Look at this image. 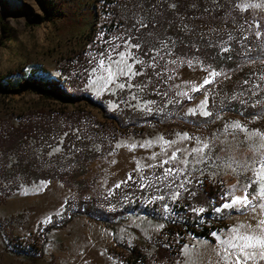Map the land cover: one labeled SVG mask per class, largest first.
Masks as SVG:
<instances>
[{"label":"rangeland","instance_id":"obj_1","mask_svg":"<svg viewBox=\"0 0 264 264\" xmlns=\"http://www.w3.org/2000/svg\"><path fill=\"white\" fill-rule=\"evenodd\" d=\"M66 1L72 7V13L69 15L61 14L58 6L53 7V13L48 12L45 6L50 0H43L45 5L40 0H0V83L5 84L8 76L12 82L22 85V81L31 71H37L46 78L62 77L66 79L69 87L79 86L98 98L105 94L116 96L121 89H114L110 85L104 90L99 88V85L89 86L88 81L96 79L98 75L92 74L91 68L96 65L100 58L99 54L104 50L111 51L115 45H121L117 52H127L128 49L123 45L129 38L122 37L126 34L123 31L116 30L111 33L107 31L106 25H103L105 21L110 20L107 0ZM255 2L257 0H236V5L248 13L250 32L255 35L259 33L257 37H253L255 42H257L255 38H258L263 47L259 54L252 56L247 53L239 66L229 70L216 69L211 65L203 64L195 57L171 58L165 65L158 62L171 77L169 94L173 97L177 96L179 101L188 99L186 96L177 95L181 91L187 92L188 96L192 97L185 105V113L196 107L205 95L209 101L210 95L216 92L215 106L211 109L210 101L208 103V110L213 113L209 124L189 126L181 130H178V125L172 124L155 128L152 134L120 137L109 152L89 164L85 174L88 178L86 185L89 184L86 195L98 198L97 202L100 205L113 208L128 198L137 197L135 190L132 189L133 183H136L139 188L144 189V192L138 195H143L147 202L158 201L159 212H165L164 205L168 206V211L165 213L172 212V202L176 200L188 198L190 201L192 195L190 196L184 189H176L175 184L165 187V184L171 183V177L168 181L156 179V176L162 173V169L147 167L149 163L155 164L159 159L166 158L160 156L157 160H152L153 153L166 151L170 155L176 147L190 148L195 143L194 140L173 146L157 143L160 137L165 140H176L177 133H188L190 137H199L208 142L211 145L210 154L215 160V163L209 160L206 163L195 164L192 158L188 157L189 165L186 171L180 174V179H184L185 175L191 179L192 182L186 185L191 191L198 193L196 190L205 176L222 183L226 192L238 181L240 184L246 182L244 175L237 174L239 170L232 172L223 162L228 158L238 161L245 159L251 161L254 156L258 158L250 147L253 142L245 141L243 134L239 132L235 136L226 134L223 132V127L225 124L239 121L249 131L259 129L264 132V80L261 79V76H264V10L244 7L246 3ZM218 3H220L218 0H208L207 4L210 6L208 11H216ZM56 9L58 11H55ZM213 29L217 30L215 27ZM196 30L204 32V28L201 27ZM129 43L136 44L131 39ZM136 50V48L131 49L134 56L128 61L134 64V71H136V59L142 60L144 64V59ZM165 50L166 42H160L158 51L163 53ZM111 54L113 57L116 56V52ZM173 60L175 63H172ZM187 61L192 62L191 67ZM149 64L154 65L155 62L149 61ZM205 69L220 73L213 78V87L205 86L200 91H191L189 82L199 83L205 76ZM125 79L121 77L116 83L124 82ZM229 79L233 81L232 91L231 86L223 84V81ZM245 80L249 81L247 85L243 83ZM131 83L135 87L129 89V101L123 98L121 101L129 102L127 104L145 111L152 109V102L143 98L141 87L134 84L132 79ZM256 85L260 87L256 88ZM237 100L240 101L239 112L235 109ZM121 101L113 97L106 99L105 103L109 109H115ZM42 106L73 108L75 104L43 97L31 86L15 92L0 87V123L8 121L16 123L19 120L18 114ZM93 111L97 112L96 109ZM172 130H175V133L167 136L166 132ZM147 141H153L151 147L147 146ZM131 144H136L137 147L129 148L128 145ZM141 144L145 146L140 147ZM60 150L61 146L57 144L49 153L54 154ZM183 155L181 154V158ZM217 157L219 159H216ZM173 163L177 167L180 166L178 161ZM128 175L133 177L127 181L131 183H122L121 186L125 184V188L116 191L115 185L125 180ZM175 191H179L180 195L173 199L172 194ZM75 192L70 185L58 178L53 180L43 178L31 183L21 182L0 204V217L3 219L0 223V264H128L129 249L126 244L139 245L149 258L150 264H173L170 260H158L155 255L156 236L164 229L165 220L155 219L145 213H131L126 219L114 225H108L87 214H78L65 225L55 227L48 232L44 253L36 261L11 251V238L32 237L40 226L47 225L55 217L61 220L67 209L73 210ZM237 194L241 193L237 192ZM159 196H164V199H154ZM188 206L191 210L193 207L197 209L204 207L205 210L208 208L206 203L191 202ZM247 219L248 217L239 215L234 210H223L222 213L211 215L207 219V224H216L211 233L221 234L226 233L234 224L245 222ZM159 225H163V228ZM216 243V239L211 234L204 236L187 231L182 237L181 255L175 262L186 264L185 252L190 251L195 264H216L218 259L214 251ZM185 245L188 246L187 249L184 248Z\"/></svg>","mask_w":264,"mask_h":264},{"label":"trees","instance_id":"obj_2","mask_svg":"<svg viewBox=\"0 0 264 264\" xmlns=\"http://www.w3.org/2000/svg\"><path fill=\"white\" fill-rule=\"evenodd\" d=\"M40 1L45 5L43 0ZM207 1L107 0L110 20L103 23L107 31H123L126 33L123 38H131L140 45L136 51L144 59V64H136V71L143 72V75L133 77L132 82L141 87L143 98L152 102L151 111L127 104L129 102L123 103L122 98L125 101L130 99L128 88L119 90L116 96L105 94L98 98L79 86L69 87L62 77L46 78L37 71H31L22 85L12 82L8 76L5 84L0 83L1 88L14 92L31 86L43 97L75 104L73 108L42 106L30 109L18 114L16 123H0V204L21 182L31 183L43 178H58L76 191L73 210L67 209L61 220L55 217L52 222L40 226L32 237L11 238V251L36 261L44 253L48 232L65 225L78 214H87L108 225L126 219L131 213L164 219L165 227L156 236L155 255L158 260H170L173 264H178L175 260L181 255V241L187 231L210 236L216 224H207V219L217 214L212 211L210 201L219 206L224 202L220 197L226 193L218 180L205 176L196 190L198 193L190 195V201L188 198L176 200L172 202V212L165 213L158 211L157 200L147 202L143 195H138L144 189L136 183L132 189L137 197L128 198L113 208L100 205L98 198L86 195L89 184L86 185L88 178L85 176L89 164L109 152L120 137L152 134L155 128L172 124L178 125V130L209 124L211 116L204 117L200 113L186 115L185 105L189 100L179 101L177 96L169 94L170 76L158 62L165 65L171 58L195 57L216 69L229 70L239 66L247 53L254 56L262 51L258 38H255L257 42L253 40L257 35L250 32L248 13L236 5V0H218L216 11H208ZM67 2L50 0V5L45 7L50 12L58 6L61 14L69 15L72 7ZM199 27L204 28V32L196 30ZM160 42H166L163 53L158 51ZM153 56L155 60L151 59ZM149 61L155 64H149ZM228 81H223V84L234 90L232 79ZM213 84L214 81L207 86L213 87ZM215 96L216 92L210 95L211 109L217 103ZM113 97L121 102L115 109H109L105 100ZM239 104L237 100V112L241 110ZM174 133L175 130L166 132L167 136ZM57 144L61 150L50 154ZM123 188L125 184L116 191ZM191 202L206 203L208 208L198 214L188 206ZM2 221L0 217V223ZM126 247L129 249L128 264H150L139 245L126 244Z\"/></svg>","mask_w":264,"mask_h":264},{"label":"snow or ice","instance_id":"obj_3","mask_svg":"<svg viewBox=\"0 0 264 264\" xmlns=\"http://www.w3.org/2000/svg\"><path fill=\"white\" fill-rule=\"evenodd\" d=\"M244 7L255 8L264 10V0H257L255 3H246ZM143 26V25H142ZM259 35V33H257ZM131 38H129L130 40ZM129 40H126L123 47L128 49L125 51H118L117 49L121 45H115L112 47L111 51L104 50L99 54V59L94 67L91 68L92 74H98L96 79H90L88 81L89 86H97L104 90H107L111 85L114 89H132L135 87L131 83V79L138 75H143V72L134 71V64L128 61L133 58L134 54L131 49L140 47L139 44H130ZM227 51V49H225ZM112 52H116V56H112ZM96 59V57H93ZM155 60V56L151 57ZM107 61V63H106ZM92 61L90 60L89 63ZM175 63V60L172 61ZM188 65L191 67L192 62L187 61ZM135 64H143L142 60L136 59ZM205 76L199 83H190L191 91H200L201 88L212 83L213 78L220 75L219 72L215 70L205 69ZM159 75V73H157ZM126 78L124 82L116 83L119 78ZM171 78V77H170ZM264 80V76H261ZM103 82L102 84L100 82ZM245 85L249 83L248 80L243 82ZM260 85H256L259 88ZM99 90V89H98ZM166 95V93H165ZM179 96H186L188 99H192L188 96L187 92H178ZM135 99V96H133ZM151 103V102H149ZM208 97L205 95L199 104L189 109L186 115H196L197 112L204 117H210L213 115L211 111L208 110ZM151 111V109H149ZM223 132L229 135L235 136L237 132L242 133L245 141H252L250 147L256 152L258 158L254 156L251 161L245 159L244 161H238L234 158H228L223 163L227 169L232 172H239L238 175H244L246 182L240 184H234L226 193H224L220 199L224 201L221 206H215V201H210L212 205V211L215 213H222L223 210H234L239 215H244L248 217L245 222L236 223L229 227L226 233L218 234L217 232H212L211 235L216 239L217 243L215 245L214 251L217 256L216 264H260L264 262V132L259 129L251 130L241 124L239 121H233L230 124H225L223 127ZM194 140L195 143L189 147H176L170 155L165 151L163 153H153L152 160H157L158 157L163 156L166 158H161L157 163H149L148 168H160L162 173L156 176L159 181H168L169 177L172 178L171 183L165 184V187H171L175 184L176 189H184V191L189 192L190 195L195 196V191H191L187 184H190L191 179L185 175L184 179H180V174L186 171L189 165L188 157H191L195 164L206 163L215 160L211 156V145L208 142L201 140L199 137H190L188 133H177L176 140H165L160 137L157 143H163L164 145L173 146L178 144H183L184 141ZM258 141V142H257ZM147 146L151 147L153 141H147ZM141 144L140 147H144ZM120 147V145H117ZM129 148H136V144L128 145ZM181 154L183 158H181ZM216 159H219L217 157ZM179 162V167L175 166L173 162ZM166 165H168L166 167ZM218 167L220 165H217ZM133 179L131 175H128L125 180L118 182L115 187L119 188L122 183H127L128 180ZM143 179V177H142ZM177 181H179L177 183ZM240 192L241 194H237ZM180 195L179 191H175L172 194V198L175 199ZM154 199L163 200L164 196L154 197ZM165 212L168 211V206L164 205ZM193 212L204 213L205 208H192ZM163 228V225H159ZM223 236V238H221ZM187 245L184 246L187 249ZM186 264H195L194 259L190 251L185 252Z\"/></svg>","mask_w":264,"mask_h":264}]
</instances>
